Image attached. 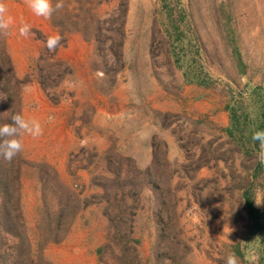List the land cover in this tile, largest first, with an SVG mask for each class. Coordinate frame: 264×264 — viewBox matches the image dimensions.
<instances>
[{
    "label": "rangeland",
    "instance_id": "rangeland-1",
    "mask_svg": "<svg viewBox=\"0 0 264 264\" xmlns=\"http://www.w3.org/2000/svg\"><path fill=\"white\" fill-rule=\"evenodd\" d=\"M2 2L0 264H264V0Z\"/></svg>",
    "mask_w": 264,
    "mask_h": 264
},
{
    "label": "clouds",
    "instance_id": "clouds-1",
    "mask_svg": "<svg viewBox=\"0 0 264 264\" xmlns=\"http://www.w3.org/2000/svg\"><path fill=\"white\" fill-rule=\"evenodd\" d=\"M28 5L31 10L37 16L49 17L52 13L51 0H28ZM62 5L56 4L59 8ZM6 6L0 0V31L6 30L10 23L11 18L6 16ZM30 25L24 24L19 28L20 36H27L30 33ZM61 40L59 34L50 36L46 40V47L49 51H52L57 47ZM11 122L0 125V154H2L5 160H11L18 152L22 150V139L24 134L31 135L33 137L42 134V128L40 122L36 119H25L22 114H14L10 117ZM253 141H258L261 151L258 153V158L261 162H264V130H258L252 135ZM260 204V203H257ZM226 264H239V258L230 253L227 257Z\"/></svg>",
    "mask_w": 264,
    "mask_h": 264
},
{
    "label": "trees",
    "instance_id": "trees-1",
    "mask_svg": "<svg viewBox=\"0 0 264 264\" xmlns=\"http://www.w3.org/2000/svg\"><path fill=\"white\" fill-rule=\"evenodd\" d=\"M3 219L5 223L7 224L10 223V215L7 211H5ZM25 239H26L25 237L19 236V244L16 246V248L18 249V255L22 252L20 247H21V244L23 245V240ZM13 264H21V263H18V260H15Z\"/></svg>",
    "mask_w": 264,
    "mask_h": 264
}]
</instances>
